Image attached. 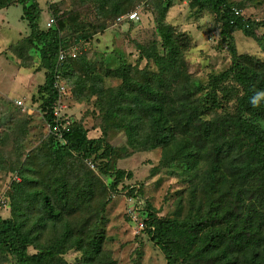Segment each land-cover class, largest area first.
<instances>
[{"label": "rangeland", "instance_id": "1", "mask_svg": "<svg viewBox=\"0 0 264 264\" xmlns=\"http://www.w3.org/2000/svg\"><path fill=\"white\" fill-rule=\"evenodd\" d=\"M103 1L36 0L40 32L48 29L47 22L55 20L57 11L67 26L63 36L82 29L90 36L74 61V76L64 80L59 69L62 65L56 63L53 89L57 96L50 107L54 126L46 121L41 106L39 90L46 72L41 63L42 45L29 41L30 31L16 0L0 10V217L21 223L31 232L34 243L28 247L29 254L48 251L66 241L54 249L47 264H168L159 245L146 233L148 214L187 228L189 222L206 213L210 200L227 188L223 182L232 173L230 166L221 165L220 178L210 185V147L201 149L188 164L180 149L182 144L192 147L193 138L188 134L175 137L167 147L145 149L147 143L145 147H130L125 131L106 119L104 101L91 95L90 88H117L121 79L106 70L112 73L120 66L128 67L134 79L154 81L159 71L149 56L166 54L158 33L163 23L170 26L180 46L181 73L170 92L175 102L186 96L191 109L200 114L201 108L206 114L203 120L230 116L244 89L229 72V43L239 61L264 78V28L256 31V38L234 30L230 40L224 39L221 10L196 5L192 0H130L122 16L136 12L137 18L116 25L113 8ZM225 2L246 19L264 20V0ZM80 58L87 63L83 70ZM223 73L224 78L216 80ZM80 75L86 76L82 95L75 84ZM146 116L140 136L133 137V142L151 133ZM74 124L84 128L88 140L101 139L109 157L54 152L49 137L64 148L63 132ZM258 125L264 127V122L259 120ZM119 171L123 172L120 180L116 179ZM19 185L25 193L17 190ZM39 192L50 195L55 211L61 213L59 221L48 220L37 199L30 197ZM37 221L43 228L34 226ZM94 234L103 239L99 252L88 254ZM176 255L177 264H194L182 262ZM15 263L12 255L0 252V264Z\"/></svg>", "mask_w": 264, "mask_h": 264}, {"label": "trees", "instance_id": "2", "mask_svg": "<svg viewBox=\"0 0 264 264\" xmlns=\"http://www.w3.org/2000/svg\"><path fill=\"white\" fill-rule=\"evenodd\" d=\"M13 1L0 0V10L13 5ZM129 1H103L106 6L113 8L111 13L114 16L113 24H121L127 20L117 22V19L124 15L122 13L127 9ZM100 2L102 4V0ZM192 2L221 10V35L224 39L230 40L231 32L234 30L241 31L245 37L256 38V31L264 28V20L251 21L242 14L234 15L232 10L235 8L229 6L225 0ZM16 4L22 6L21 19L26 21L30 31L29 41H38L42 45L41 63L46 72L44 84L39 92L43 101L42 109L46 112V121L51 124L53 116L50 107L57 96L56 90L53 89V80L58 53L60 50L65 52V57L60 62L62 66L59 68L65 80L66 76H74L76 73L77 66L74 61L80 55L72 58L71 48L80 46L81 50L90 36L83 29L77 33L73 31L71 36H63L62 33L67 26L64 17L61 16L63 14L57 16V11L54 13L53 26L45 32H40L38 26L40 10L36 0H16ZM171 31L170 26L163 23L158 27L166 54L155 53L149 56L159 71L154 81L134 79L128 67L120 66L112 73L106 70L121 79V84L117 88L89 87L90 94L104 101L106 119L112 120L117 129L125 131L130 147L134 148L136 145L145 147L146 143L148 145L146 144L145 149L167 147L175 137L188 134L193 138V143L190 144L192 147L188 144H182L180 147L188 164L193 163L200 155L201 149L210 147V157L213 158L210 160L207 173L210 185L211 181L220 178L221 165L230 166L232 173L226 177L227 181L223 182L227 183V188L219 191V194L210 200L206 213L189 222L187 228L180 229L176 221L162 220L152 213L148 214L146 233L159 245L168 264L178 263L179 258L176 254H179L182 262L191 261L194 264H264V127L258 125L259 120L264 122V78L239 61L235 47L230 41L228 50L232 57V66L229 72L231 71L233 80L243 87L244 93L237 101L232 115L203 120L202 117L206 114L202 113L201 108L200 114L198 110L191 109L192 104L187 102L186 96L175 102L170 95L182 67L179 64L180 46L173 39ZM80 61L79 66L83 70L87 63L83 58L82 60L80 58ZM225 75L223 73L216 80L224 78ZM85 79V75H80L75 80V84L80 88V95L86 88L83 85ZM146 115L151 121V133L139 142H133L135 141L133 137L140 136L138 131L142 130ZM63 138L66 145L59 148L55 138L52 135L49 137L54 152H76L84 158L92 155L96 159L109 157L106 153L107 148L100 144L102 140H88L86 131L79 124H74L64 131ZM53 140L56 142L54 145ZM180 151L182 153V150ZM116 174V179L123 178L122 171ZM208 181L205 186L210 191L212 186ZM17 190L25 193L20 185ZM88 195L90 197L91 192H88ZM30 197L37 199L48 220H60L61 213L55 211L49 194L39 192L30 194ZM39 222H35L34 226L42 227ZM24 227L25 225L12 219L0 217V252L12 255L16 260L15 264H47L55 254L54 249L66 242L62 241L48 251L29 254L28 247L34 243V237ZM66 234L70 238V234L68 232ZM102 239L101 234L93 235L88 254L99 252ZM88 254L86 252V255Z\"/></svg>", "mask_w": 264, "mask_h": 264}, {"label": "built area", "instance_id": "3", "mask_svg": "<svg viewBox=\"0 0 264 264\" xmlns=\"http://www.w3.org/2000/svg\"><path fill=\"white\" fill-rule=\"evenodd\" d=\"M234 12V15H240V11L237 10V9H233L232 10ZM137 18V13L136 12H130L128 13L127 15L125 16H121L117 19V22H122L124 21V19H127V20H130V21H133ZM54 24V21L52 18H49L48 22H47V26L48 28L53 26ZM71 56L72 58H75L79 52H80V46H76L74 48H71ZM65 57V52L63 50H60L59 53H58V64H60V62L64 59ZM18 105H22V102H18Z\"/></svg>", "mask_w": 264, "mask_h": 264}]
</instances>
